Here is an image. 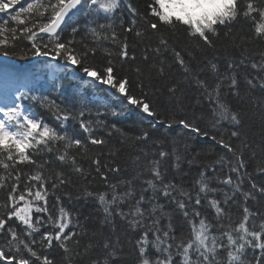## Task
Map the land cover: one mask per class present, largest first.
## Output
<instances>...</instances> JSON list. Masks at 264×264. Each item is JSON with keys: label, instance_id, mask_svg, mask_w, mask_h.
<instances>
[{"label": "snow or ice", "instance_id": "6c2138e0", "mask_svg": "<svg viewBox=\"0 0 264 264\" xmlns=\"http://www.w3.org/2000/svg\"><path fill=\"white\" fill-rule=\"evenodd\" d=\"M241 24L247 34L234 35ZM222 38L233 54L221 55ZM250 44L264 45V0H148L143 12L132 0H0V56L44 58L56 94V72L78 82L62 105L0 64V264H126V244L132 264H264V48ZM100 86L147 127L108 123L123 112L107 103L91 119L81 90ZM159 128L177 135L154 137ZM149 141L157 150L121 167L117 143Z\"/></svg>", "mask_w": 264, "mask_h": 264}, {"label": "trees", "instance_id": "16d2710c", "mask_svg": "<svg viewBox=\"0 0 264 264\" xmlns=\"http://www.w3.org/2000/svg\"><path fill=\"white\" fill-rule=\"evenodd\" d=\"M23 2V0H22ZM134 5L141 11H144V8L148 2V0H132ZM103 22V21H102ZM81 23H83V19H81ZM140 27H143V23L140 22L139 24ZM241 29L243 31H241ZM234 35L239 36V35H245L247 34V25L241 24L237 25L234 27ZM130 42L133 39L131 36L129 37ZM153 43H155V37L153 38ZM229 41L227 39L222 38L220 41L217 43V48L220 49L221 55L224 54V51L226 50L228 54H233L234 50L230 47H227ZM249 54L252 52L259 51L261 48H264V45H259V44H250L249 46ZM214 54L213 50H207L205 53L201 55H207L209 58ZM238 54V53H237ZM140 56V49H137V57ZM166 58L171 62V54L166 53L165 54ZM15 62L18 63H29L32 61L31 58L29 59H20L19 57L13 56L9 57ZM221 69H223V60H221ZM37 66L40 68L39 72L36 75H29V78L32 79L33 83L31 85H34V89L38 90L40 94H46L49 95L52 99H55L57 103L62 104V105H69L72 102V97L73 93L76 90L78 86V82L74 81L73 79L69 78V76L66 75V72H61L59 73L58 77L62 79L64 83V91L63 94H56L52 91L51 88V81L46 79L45 76V68L42 66V64L39 62L37 63ZM174 71H177V69L174 66ZM82 75V74H81ZM0 87L3 88V84L0 83ZM186 90L189 92L190 95L195 93V88L190 87V86H185ZM4 89V88H3ZM81 91L84 92V95L86 97V100L89 102L88 107L92 109L93 116L91 119H96L95 117V111L99 107L100 110L103 112L105 109L102 107L103 104L107 103L110 108H115L117 110H120L123 112V114L119 117H113L110 114H106L102 119L106 120L108 123H116L119 127H122L126 132L132 133V134H137L139 130L143 127H147V120L142 118L141 115L134 109H132L130 106H126L124 103H122L121 100L113 97L110 95V93L107 91L106 86H100L99 88H91L88 87L86 89H82ZM258 94V90H257ZM25 105L28 103V105L31 104L30 101H24ZM234 105L236 104L235 101H233ZM245 107H249L250 105H245ZM33 110L36 111L39 115H41L45 120L48 121L50 124H55L56 122L53 120L51 115L44 109L40 108L39 105H34ZM75 130L78 131V125L74 126ZM259 128V116L255 115L251 120L247 122V130L255 131L258 130ZM81 135H83L81 133ZM154 137H167L171 138L173 136L177 135V130H168L166 128H159L153 133ZM184 139L188 140L189 142H193L196 147H210L212 146V142L207 139L203 140H195L193 141V138L188 136V137H183ZM113 142H116V138L113 137ZM117 147H121V152L119 153L118 156V161L121 164V167H126L128 165L129 157L131 155L136 154L138 149L140 147L145 148L146 151H155L157 150L151 143V141L147 142V144H141L138 145L137 148H131L128 145L121 146L117 143ZM167 147V146H166ZM217 151H219V148H216ZM170 164V161L168 162ZM253 165L250 163L249 168L251 169ZM197 169L193 168L191 171V175L189 177L184 178V183L188 186L190 185L191 179L196 175ZM123 175H131V169L129 168V171L126 173H123ZM213 187H216V183L213 182L212 184ZM5 198V193L0 191V200H3ZM164 201L162 200L161 203ZM70 208H72L75 211H78L83 215H89L92 214L94 217H97V214L95 212V205L88 201H72L70 204H68ZM175 223L177 225L181 224V219L179 215L177 214L175 216ZM129 252H131V245H125V254L127 256L126 259V264H132L133 261V256L127 255ZM51 255L56 256L58 255L57 250L53 249L51 252Z\"/></svg>", "mask_w": 264, "mask_h": 264}]
</instances>
